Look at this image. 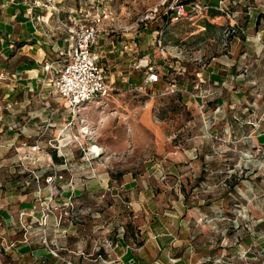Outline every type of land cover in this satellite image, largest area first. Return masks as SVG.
<instances>
[{
	"label": "crops",
	"instance_id": "0c3cea01",
	"mask_svg": "<svg viewBox=\"0 0 264 264\" xmlns=\"http://www.w3.org/2000/svg\"><path fill=\"white\" fill-rule=\"evenodd\" d=\"M181 1L187 5L194 2ZM198 1L207 6L206 14L191 24L193 28L185 38L188 42L179 44L180 40L174 41L177 43L175 46L187 47L191 44L193 50L200 51L204 66L199 68L187 60L169 59L166 63L160 60L159 65H163L168 74L165 80L174 77V80L163 83L164 89L180 92L178 100L181 102L185 99L181 93L190 96L195 75L201 71V75L216 90L215 97L206 105L207 115L210 117L215 107L219 106L222 113L214 123L221 129V134L231 135L237 142L250 143L251 148L256 149L257 145L264 144V0H225L224 5L233 15L231 20L217 10L220 0ZM80 8L67 4L66 0H0V234L5 235L8 242L17 241L20 237L17 228L9 224L11 215L29 207L35 192L34 186L29 189L19 186L22 175L15 167L16 155L10 145L21 142L33 144L35 135L41 132L47 120L53 122L52 128L60 126V131H64L62 135L70 137L75 128H79L81 133V129H87L92 123L88 115L91 103L82 105L77 117L71 116L67 109L59 112L52 107L54 113L50 115L49 83L42 84L43 79L48 77L43 72V66L53 62L64 46L65 38L61 41L56 36L61 34L57 21ZM232 24L238 28L239 34L231 40L227 51H223L219 36L225 27ZM170 25L165 24L164 42ZM117 44L113 43L112 49L117 50ZM112 49L101 50V54L104 53V56L101 55L102 62ZM52 53L55 58L49 60ZM189 99L192 108L197 109L198 101L191 96ZM66 122L70 125L64 130ZM73 138L80 140L79 137ZM48 139L49 130L42 136L41 144L44 145ZM156 145L155 153L165 162L173 159L196 167L197 161L203 163V158L208 156L207 153L201 154L196 146L175 152L167 145L164 136L156 140ZM98 148L103 151L102 145ZM95 164L92 162L91 168L97 166L104 169L103 163ZM91 185L83 183L75 191L80 199L79 207L91 208V212L82 224L70 229L66 250L61 252V256H68L72 264H94L87 255L91 254L92 244L96 242L93 238L102 228L96 223L100 214L95 217L98 210L95 205L100 200L94 196L108 188L111 198L115 197V188L108 181L95 184L100 192L93 191ZM130 185L132 182L125 191ZM145 194L148 196L141 198L140 203H127L131 209L133 205L136 210L139 209V214L135 216L141 236L138 248H129L131 239L120 240L110 252L111 260H116V264H170L171 259L173 264H216L213 262L210 227L205 220L211 216L201 211L202 200L187 196L183 186L175 197H154L151 191H145ZM85 199L92 203L84 205ZM107 237L113 238V233ZM81 239L86 241L84 255H70L76 252V245ZM3 256L6 261H2ZM0 259L1 264H64L35 244L16 243L9 249L0 244Z\"/></svg>",
	"mask_w": 264,
	"mask_h": 264
},
{
	"label": "rangeland",
	"instance_id": "374dc122",
	"mask_svg": "<svg viewBox=\"0 0 264 264\" xmlns=\"http://www.w3.org/2000/svg\"><path fill=\"white\" fill-rule=\"evenodd\" d=\"M170 1L100 0L112 12L114 30L104 38L107 39L105 42H100L101 50H111L113 43H118V49H112L101 61L107 80L116 92L98 104L91 102L88 115L92 123L83 132L75 128L70 134L80 140H70L65 146L61 127L49 128V155L58 166L62 160L56 149L67 154L71 168L62 173L65 180L76 182L75 191L80 184L89 183L93 191L100 192L95 184L101 181H108L115 188V197L107 196L101 203L103 207L96 223L102 228L94 241L100 243L108 236L111 222V227L118 235H123V240L134 239L138 247L141 236L135 216L139 209L136 210L135 205L131 209L127 203H140L141 198L148 196L145 191H151L154 197H175L183 186L187 196L202 200L201 211L211 216L205 220L210 227L213 262L264 264V144L253 149L250 143L237 142L231 135L223 136L215 124L207 131L212 133L211 137H204L207 133L199 110L189 104V94L181 93L185 99L180 102V92L165 91L163 83L174 80L173 76L169 81L165 80L168 77L165 68V75L158 80L162 81L160 84L145 86V70L132 69V64L143 55H149L160 66L162 58L152 42L156 33L165 28L163 11ZM66 3L87 10L97 5L95 0H66ZM191 24L180 21L170 25L164 42L166 46H175L177 39L179 44L188 42L185 38L193 28ZM56 36L61 41L66 37L62 32ZM132 36L137 37L136 53H122L121 45L129 43ZM190 45L185 48H192ZM49 58L54 60L53 53ZM49 79L53 77L49 75ZM64 104L52 94L49 83V109L65 111ZM161 136L175 152H179L175 149L177 146L181 149L196 146L201 154L208 156L203 158V163L197 161L196 167L173 159L165 162L154 151L156 140ZM90 145L103 146L104 152L98 148L102 157L94 163H103L104 169L94 166L91 171L84 170L81 157ZM145 150H148L147 154ZM130 182L132 185L125 191ZM83 203L90 205L92 201L85 199ZM6 260L3 256L2 261ZM2 261L0 259V264Z\"/></svg>",
	"mask_w": 264,
	"mask_h": 264
},
{
	"label": "built area",
	"instance_id": "2783aa9c",
	"mask_svg": "<svg viewBox=\"0 0 264 264\" xmlns=\"http://www.w3.org/2000/svg\"><path fill=\"white\" fill-rule=\"evenodd\" d=\"M53 2V0H46ZM225 0H220L217 10L228 20L233 19V15L224 5ZM96 6L90 9H79L75 12H69L65 17L58 19L57 24L60 31L66 36L64 46L59 56L49 64L43 66V72L48 77L43 79L42 84L50 83L52 94L64 101V107L70 112L71 116H78V109L85 104L107 98L116 92L112 84L107 80L106 72L100 64L101 46L100 42L114 32L112 25V12L107 6H103L100 0H96ZM207 11V6L201 4L198 0L190 5L183 3L181 0H171L163 11L166 24L177 23L181 20L194 23L201 19ZM239 34L235 24L225 27L219 36L220 48L227 51L230 42ZM132 36L129 43L121 45L122 53H136L135 39ZM153 46L156 53L166 63L169 59L177 61L187 60L195 63L199 68H203L204 59L200 51L192 48L186 49L181 46H166L164 43L163 31L156 33L154 36ZM133 70L144 69L145 77L143 85H152L158 82L159 77L164 74V66H158L149 55H143L140 59L132 64ZM49 75L53 77L49 79ZM215 87V86H213ZM141 91V89L139 90ZM216 90L212 88L208 81L198 71L195 75V81L192 84L190 92L191 98L198 101L199 118L206 131V136L211 137L210 130L214 126L216 117L222 113L221 108L216 106L209 117L205 114L208 101L215 97ZM51 109V114H53ZM53 123L46 121V125L37 135L33 144L21 142L19 144H11L16 155V165L22 179L19 182L21 189H29L35 187L33 192V201L29 207L18 210L11 215L9 224L17 228L19 239L17 241L8 242L5 235L0 234V244L3 247L12 248L16 243L24 245H38L54 259L64 264H72L66 257L61 256V252L66 250V240L70 234V229L75 225L82 224L85 217L91 212V208H81L80 200L75 195L76 182L73 180H65L62 172H68L71 168L67 160V154L56 149L57 156L61 158L60 165L52 162V156L49 155V139L45 144H41V138L45 132L52 128ZM70 123L66 122L64 130H67ZM15 129V126H11ZM10 128V129H11ZM85 128L81 129L83 132ZM64 131H61V134ZM64 136L65 146L74 138L68 135ZM175 137V136H173ZM91 145L87 152L83 151L81 161L85 164L87 170H92L91 163L102 156V152H96ZM177 151H183L181 146L175 148ZM82 168L81 166L79 167ZM83 184H80L81 187ZM108 188H104L103 192L94 196L96 200H100L95 207V217L98 218L99 211L102 210V201L110 196ZM202 219L199 220L201 222ZM108 233L113 238L105 237L98 242L92 244V252L87 258L94 264H116V260L110 259V252L114 250L118 242L123 240V235H118L116 229L108 224ZM137 237V236H135ZM130 249L138 248L134 239L130 240ZM85 240H79L76 245V252L70 255L83 256ZM217 263L224 264L223 261L216 260ZM173 264V260H170Z\"/></svg>",
	"mask_w": 264,
	"mask_h": 264
},
{
	"label": "bare ground",
	"instance_id": "6f19581e",
	"mask_svg": "<svg viewBox=\"0 0 264 264\" xmlns=\"http://www.w3.org/2000/svg\"><path fill=\"white\" fill-rule=\"evenodd\" d=\"M93 150L96 151V152L99 151V149H97L96 147H93Z\"/></svg>",
	"mask_w": 264,
	"mask_h": 264
},
{
	"label": "trees",
	"instance_id": "16d2710c",
	"mask_svg": "<svg viewBox=\"0 0 264 264\" xmlns=\"http://www.w3.org/2000/svg\"><path fill=\"white\" fill-rule=\"evenodd\" d=\"M96 1V0H95ZM183 2V1H182ZM184 3V2H183ZM80 9H83V8H80ZM79 10V9H78ZM68 14V13H67ZM166 24V23H165Z\"/></svg>",
	"mask_w": 264,
	"mask_h": 264
}]
</instances>
